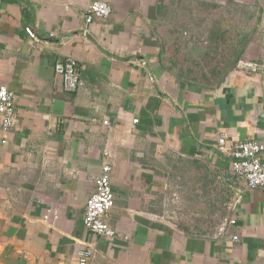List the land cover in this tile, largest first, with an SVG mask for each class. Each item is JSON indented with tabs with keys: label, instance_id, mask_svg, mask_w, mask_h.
Instances as JSON below:
<instances>
[{
	"label": "crops",
	"instance_id": "1",
	"mask_svg": "<svg viewBox=\"0 0 264 264\" xmlns=\"http://www.w3.org/2000/svg\"><path fill=\"white\" fill-rule=\"evenodd\" d=\"M92 1L0 0V85L16 93L0 264H78L89 245V264H264V190L218 149L264 141V67L236 68L264 65V0H104L110 16L88 24ZM68 56L72 90L55 70ZM208 58L209 75L187 64ZM107 161L116 232L98 236L84 210Z\"/></svg>",
	"mask_w": 264,
	"mask_h": 264
},
{
	"label": "built area",
	"instance_id": "2",
	"mask_svg": "<svg viewBox=\"0 0 264 264\" xmlns=\"http://www.w3.org/2000/svg\"><path fill=\"white\" fill-rule=\"evenodd\" d=\"M112 12L111 6L104 0H95L86 10V23L90 24L97 19H106ZM30 37L37 39L32 27H26ZM87 31V28L85 29ZM77 59L68 56L57 61L55 70L63 77L65 87L74 89L80 79ZM264 67L262 63L240 60L236 68L246 72H256ZM16 114V93L7 86L0 85V118L3 129L9 130ZM139 119H134L137 123ZM104 124H109L108 120ZM218 149L231 157V170L240 178L246 180L250 188L264 190V141L256 139H242L230 141L225 135L218 140ZM107 155V154H106ZM111 164L107 161L102 165V171L93 178L94 191L89 196L84 210V223L86 227L98 236H113L116 230L108 222V214L115 203V192L111 180ZM236 223L235 217H228L225 224ZM239 240L238 235L233 236ZM94 256V246L89 245L78 251V264H89Z\"/></svg>",
	"mask_w": 264,
	"mask_h": 264
},
{
	"label": "rangeland",
	"instance_id": "3",
	"mask_svg": "<svg viewBox=\"0 0 264 264\" xmlns=\"http://www.w3.org/2000/svg\"><path fill=\"white\" fill-rule=\"evenodd\" d=\"M205 48V47H204ZM192 51L194 52V50L192 49ZM195 54H197L196 52H194ZM199 53L201 54H203V50H200L199 51ZM192 54V53H191ZM209 54V56L208 57H210L211 56V54L210 53H208ZM199 57H201L200 55H198L197 56V58H199ZM191 59H193V58H191ZM213 61H210V58H208V59H206L205 61H203V60H201V59H199V63L198 62H195V61H193V60H189V62L187 63L188 65H190V66H192L193 67V70L194 71H197L198 73H200V71L201 70H205L206 72L208 71L207 69H208V67L210 68V66H212V64H214V63H212ZM208 73V75H209V72H207ZM183 224V223H182Z\"/></svg>",
	"mask_w": 264,
	"mask_h": 264
},
{
	"label": "water",
	"instance_id": "4",
	"mask_svg": "<svg viewBox=\"0 0 264 264\" xmlns=\"http://www.w3.org/2000/svg\"><path fill=\"white\" fill-rule=\"evenodd\" d=\"M199 43L201 45L199 47H196V48H195V44L194 45L191 44V46H192L191 48L194 49L196 52H199L200 50H204V46L202 45V42L200 40H199Z\"/></svg>",
	"mask_w": 264,
	"mask_h": 264
}]
</instances>
